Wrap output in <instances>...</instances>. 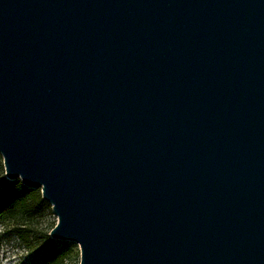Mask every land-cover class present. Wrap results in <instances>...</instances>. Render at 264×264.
Returning a JSON list of instances; mask_svg holds the SVG:
<instances>
[{
    "label": "water",
    "instance_id": "1",
    "mask_svg": "<svg viewBox=\"0 0 264 264\" xmlns=\"http://www.w3.org/2000/svg\"><path fill=\"white\" fill-rule=\"evenodd\" d=\"M0 156L79 264H264V0H0Z\"/></svg>",
    "mask_w": 264,
    "mask_h": 264
},
{
    "label": "rangeland",
    "instance_id": "2",
    "mask_svg": "<svg viewBox=\"0 0 264 264\" xmlns=\"http://www.w3.org/2000/svg\"><path fill=\"white\" fill-rule=\"evenodd\" d=\"M4 181L0 156V187ZM56 222L51 207L25 199L15 215L0 219V264H49L53 256L57 264H79L80 251L75 243L49 237Z\"/></svg>",
    "mask_w": 264,
    "mask_h": 264
},
{
    "label": "trees",
    "instance_id": "3",
    "mask_svg": "<svg viewBox=\"0 0 264 264\" xmlns=\"http://www.w3.org/2000/svg\"><path fill=\"white\" fill-rule=\"evenodd\" d=\"M25 199H33L45 208L50 209V206L42 201L39 190H28L21 185L19 180H5L0 187V219L15 215L18 205ZM48 263L57 264V257L53 256Z\"/></svg>",
    "mask_w": 264,
    "mask_h": 264
}]
</instances>
